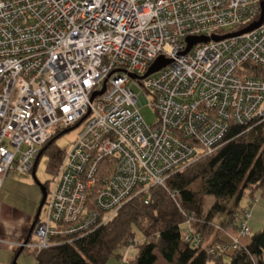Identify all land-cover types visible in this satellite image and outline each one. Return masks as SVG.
<instances>
[{
  "label": "built area",
  "instance_id": "2783aa9c",
  "mask_svg": "<svg viewBox=\"0 0 264 264\" xmlns=\"http://www.w3.org/2000/svg\"><path fill=\"white\" fill-rule=\"evenodd\" d=\"M261 15V0H0V190L33 172L58 131L82 122L48 191L45 218L19 248L39 254L54 237L97 229L214 153L230 122L264 120V79L239 74L247 63L264 70V22L185 54L189 38L234 35ZM158 58L171 64L143 79ZM146 106L158 116L153 126L141 115ZM104 160L114 174L100 179ZM251 218L245 214L240 236L251 234ZM182 237L203 245L192 228ZM134 248L122 264H132Z\"/></svg>",
  "mask_w": 264,
  "mask_h": 264
},
{
  "label": "trees",
  "instance_id": "16d2710c",
  "mask_svg": "<svg viewBox=\"0 0 264 264\" xmlns=\"http://www.w3.org/2000/svg\"><path fill=\"white\" fill-rule=\"evenodd\" d=\"M239 74L264 79V70L253 63H247ZM63 132L58 131L42 149L53 179L67 152L57 145ZM100 167V179L114 174L110 160H104ZM53 179L44 184L48 191ZM194 184L200 185L197 192L190 190ZM98 190L99 182L91 202ZM210 198L214 203L208 210ZM244 198L264 200V120L247 126L230 122L225 139L214 153L171 176L165 186L151 187L136 196L110 222L93 231L81 237H54L52 247L39 254L31 253L36 264H108L113 257L122 264L126 249L135 245L139 251L132 264H159L160 259L166 264H226L227 260L229 264H264V229L249 235L246 245L241 244L240 238L244 237L240 234L232 242L225 238L227 227L240 233L246 213L238 224V210ZM188 228L201 237L200 248L184 242L182 234ZM32 238L33 234L29 241ZM235 239L239 241L237 248ZM216 247L222 250L214 251ZM25 251L19 248L13 261Z\"/></svg>",
  "mask_w": 264,
  "mask_h": 264
},
{
  "label": "rangeland",
  "instance_id": "374dc122",
  "mask_svg": "<svg viewBox=\"0 0 264 264\" xmlns=\"http://www.w3.org/2000/svg\"><path fill=\"white\" fill-rule=\"evenodd\" d=\"M150 98V97H149ZM141 115L144 118L145 122L149 126H153L157 123L158 116L156 112L150 108V107H143L141 108ZM78 138V132L73 131L70 132L64 136L60 140H58L57 145L65 150L69 151L71 147L75 144ZM47 164L48 159L47 157H42L40 160L37 170H36V178L38 182L42 185L46 184L48 181H51L53 179V175H50L47 170ZM39 183H36L32 173L21 175L18 174L13 179L10 178L6 180L3 189L0 191V198L5 199L9 204L15 206L16 209L20 210L21 212L26 213H33L35 214L38 211V208L42 201V190L39 185ZM200 188L199 184H194L191 186L190 190L193 192H197ZM258 201H251L248 198H244L240 204V208L238 210V219L237 223H241V219L243 218V215L245 213L251 214V220L248 222V226L251 228V234H254L256 232H259L264 229V200H261L257 198ZM214 200L213 198H210L208 201L207 209L209 210L211 206L213 205ZM46 206L43 208L41 213V220H43L46 216ZM26 225L17 226V232H20L24 229L26 232L29 227ZM218 225L223 227L220 222H218ZM21 228V229H18ZM223 229V228H222ZM239 237V233L235 231L232 227H227L225 238L232 242L233 238ZM140 240L143 238L138 235L137 236ZM34 238H32L31 241H33ZM28 240V239H26ZM250 241L249 237L240 238V242L242 245H246ZM19 249V248H18ZM18 249L14 252L16 253ZM0 250L1 249L0 247ZM5 250V249H4ZM139 251V248H134L132 252L130 253V257L133 258ZM32 251L27 250L25 251L16 261L17 264H36L35 255L31 253ZM8 253V254H7ZM14 253L6 250L5 252L0 251V260L2 261L3 257L8 258L10 263H13V257ZM120 253V252H118ZM108 264H121V261L118 260L116 257L111 258ZM159 264H166L163 259H160ZM229 264V260H227V263Z\"/></svg>",
  "mask_w": 264,
  "mask_h": 264
},
{
  "label": "crops",
  "instance_id": "0c3cea01",
  "mask_svg": "<svg viewBox=\"0 0 264 264\" xmlns=\"http://www.w3.org/2000/svg\"><path fill=\"white\" fill-rule=\"evenodd\" d=\"M17 175L13 176L12 179ZM36 214L37 212L35 214L21 212L16 209L15 206L9 204L5 199L0 198V247L3 249L0 250L1 252L8 250L14 253L19 248V245L26 241L28 231L30 230L32 222H34ZM26 224H28L27 226L29 227L26 232L24 229L20 232L16 231L17 226ZM0 264L13 263H10L7 257H3L2 261L0 260Z\"/></svg>",
  "mask_w": 264,
  "mask_h": 264
},
{
  "label": "water",
  "instance_id": "95a60500",
  "mask_svg": "<svg viewBox=\"0 0 264 264\" xmlns=\"http://www.w3.org/2000/svg\"><path fill=\"white\" fill-rule=\"evenodd\" d=\"M261 6H262V15H261V19L257 23H255L252 26H250V27H248V28L240 31L237 34L230 35V36H225V37L213 36L212 38H208V37L189 38L187 40L188 48H187L185 54H187L188 52H190L191 49L195 45H197L199 43H208L211 40L218 42V41H221V40L226 39L228 37L237 36V35H243V34L249 33L251 31L259 28L263 24V22H264V0H261ZM170 64H171V61L170 60H166L164 58H158L157 61L155 62V64L149 69V71L147 72V74L144 76L143 79H145V78H147V77H149L151 75H154V74L160 72L162 69L166 68ZM129 76L131 78H133V79H136V76H134V75H130L129 74ZM105 92H106V88H104L101 92L95 93L92 96V98H91V102H93L96 97L102 96ZM81 123H79L78 125H76L74 128H71L69 130H65L63 132V135H66V134L74 131L75 129H77L80 126ZM42 155L43 154L41 152V154H40V156H39V158H38V160L36 162L35 168H34V170L32 172L33 178H34V180H35L36 183H39L38 180H37V178H36V170H37V166H38L39 160L42 157ZM39 185H40L41 190H42V196H43V198H42L41 204H40V206L38 208V211H37V214L35 216L34 222L32 223V225L30 227L29 238H28V240L25 241V243H28L29 242V239H30V237L32 236V234L34 232L35 227H36L38 221L40 220L41 213H42V210H43V208L45 206V203H46V200H47V196H48V190H47V188L44 185L40 184V183H39ZM17 259H18V257L13 261V264H17V261H16Z\"/></svg>",
  "mask_w": 264,
  "mask_h": 264
},
{
  "label": "flooded vegetation",
  "instance_id": "af4514ba",
  "mask_svg": "<svg viewBox=\"0 0 264 264\" xmlns=\"http://www.w3.org/2000/svg\"><path fill=\"white\" fill-rule=\"evenodd\" d=\"M33 223V222H32Z\"/></svg>",
  "mask_w": 264,
  "mask_h": 264
}]
</instances>
